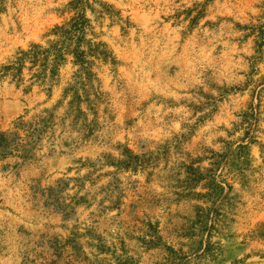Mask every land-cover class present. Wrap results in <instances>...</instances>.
<instances>
[{
  "label": "rangeland",
  "instance_id": "374dc122",
  "mask_svg": "<svg viewBox=\"0 0 264 264\" xmlns=\"http://www.w3.org/2000/svg\"><path fill=\"white\" fill-rule=\"evenodd\" d=\"M69 1L0 0V67ZM98 2L78 104L71 59L0 77V132L54 116L0 158V264H264V0Z\"/></svg>",
  "mask_w": 264,
  "mask_h": 264
},
{
  "label": "trees",
  "instance_id": "16d2710c",
  "mask_svg": "<svg viewBox=\"0 0 264 264\" xmlns=\"http://www.w3.org/2000/svg\"><path fill=\"white\" fill-rule=\"evenodd\" d=\"M94 6L99 10L95 11ZM65 9L72 12L73 16L51 30L50 35L54 38L47 40L44 45L33 43L26 50L19 49L12 60L0 67V77L9 76L12 81L19 84L24 82L23 73L27 70L31 72V80L51 81L58 77L61 67L71 59L72 64L77 67L74 78L78 82L70 87L67 93L72 94L70 104H78L82 95L79 94L80 87L77 84L83 87L81 78L90 81L94 77L90 59H98L111 65L117 63L106 43L95 37L87 38V32L90 33L92 28L86 11L108 16H117L118 13L112 5L100 3L98 0H70ZM53 117L48 111H43L41 115L34 116L30 122L20 118L12 132H0V158L20 155L28 142H35L38 139Z\"/></svg>",
  "mask_w": 264,
  "mask_h": 264
}]
</instances>
